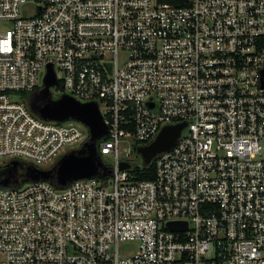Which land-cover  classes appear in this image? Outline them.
<instances>
[{
    "label": "built area",
    "instance_id": "1",
    "mask_svg": "<svg viewBox=\"0 0 264 264\" xmlns=\"http://www.w3.org/2000/svg\"><path fill=\"white\" fill-rule=\"evenodd\" d=\"M48 65L97 104L103 169L0 185V264H264V0H0V168L90 138L30 109ZM178 124L152 179L120 169Z\"/></svg>",
    "mask_w": 264,
    "mask_h": 264
},
{
    "label": "water",
    "instance_id": "2",
    "mask_svg": "<svg viewBox=\"0 0 264 264\" xmlns=\"http://www.w3.org/2000/svg\"><path fill=\"white\" fill-rule=\"evenodd\" d=\"M55 84V72L48 65L43 78V87L36 93L37 97L42 101V105H35L31 101L30 109L44 120L62 122L74 119L79 121L88 127L90 138L79 150L63 155L50 170H40L28 166L26 169V180H54L57 186L64 187L72 181L100 176L103 168L97 153L96 143L106 137L107 128L96 103L81 104L66 95L53 99L50 89ZM16 99V97H13V100ZM182 128L183 124L163 127L154 142L139 149L145 161L149 164L157 155L173 148ZM17 164L18 162L13 161L10 166ZM120 169H130V164L121 162ZM16 182L14 181L13 183L17 184ZM0 185L8 186L9 179L6 178L1 181ZM170 225L172 229H177L179 223H170Z\"/></svg>",
    "mask_w": 264,
    "mask_h": 264
},
{
    "label": "rangeland",
    "instance_id": "3",
    "mask_svg": "<svg viewBox=\"0 0 264 264\" xmlns=\"http://www.w3.org/2000/svg\"><path fill=\"white\" fill-rule=\"evenodd\" d=\"M50 91H51V95H52V97L54 99H56L60 95L57 92V88L54 87V86L51 87ZM158 134H159V132L156 135H154L152 141H150L149 143L154 142L155 139L157 138ZM146 145H147V143L146 144L145 143L144 144H137V146L134 147L132 158H131V160L129 162L130 165H131V169H134L136 171H141L144 168L148 167V163L145 161L143 155L140 153V150H139L140 148H142V147H144ZM104 163L110 165V164H112V161H111V159L109 157L105 156L104 157ZM130 251L131 250H126L127 253L130 252Z\"/></svg>",
    "mask_w": 264,
    "mask_h": 264
},
{
    "label": "flooded vegetation",
    "instance_id": "4",
    "mask_svg": "<svg viewBox=\"0 0 264 264\" xmlns=\"http://www.w3.org/2000/svg\"><path fill=\"white\" fill-rule=\"evenodd\" d=\"M26 169L27 166L21 163L12 167L10 165L2 167L0 169V182L7 178L9 179V185H15L14 181H17L18 184L21 179H26Z\"/></svg>",
    "mask_w": 264,
    "mask_h": 264
},
{
    "label": "trees",
    "instance_id": "5",
    "mask_svg": "<svg viewBox=\"0 0 264 264\" xmlns=\"http://www.w3.org/2000/svg\"><path fill=\"white\" fill-rule=\"evenodd\" d=\"M24 97H28L27 94L23 93L21 94ZM1 169V168H0ZM154 165L153 163H151L148 167L144 168L141 171H136L134 169H130L129 173L131 174V176H133L136 180H148V179H152L154 176ZM27 182H29L28 180H26L25 178L21 179L19 184L24 185ZM54 184H56L54 182V180L52 181Z\"/></svg>",
    "mask_w": 264,
    "mask_h": 264
}]
</instances>
